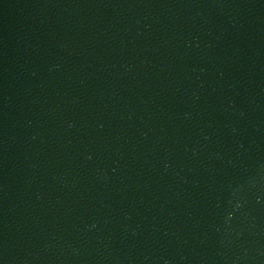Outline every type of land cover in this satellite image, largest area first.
<instances>
[{"label":"water","instance_id":"95a60500","mask_svg":"<svg viewBox=\"0 0 264 264\" xmlns=\"http://www.w3.org/2000/svg\"><path fill=\"white\" fill-rule=\"evenodd\" d=\"M0 264H264V0H63L3 55Z\"/></svg>","mask_w":264,"mask_h":264}]
</instances>
